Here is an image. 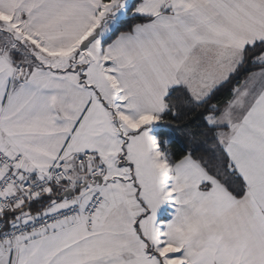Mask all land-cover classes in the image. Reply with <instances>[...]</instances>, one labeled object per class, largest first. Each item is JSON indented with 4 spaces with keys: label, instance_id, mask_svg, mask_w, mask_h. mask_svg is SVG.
I'll list each match as a JSON object with an SVG mask.
<instances>
[{
    "label": "snow or ice",
    "instance_id": "6c2138e0",
    "mask_svg": "<svg viewBox=\"0 0 264 264\" xmlns=\"http://www.w3.org/2000/svg\"><path fill=\"white\" fill-rule=\"evenodd\" d=\"M0 264H264V0H0Z\"/></svg>",
    "mask_w": 264,
    "mask_h": 264
}]
</instances>
